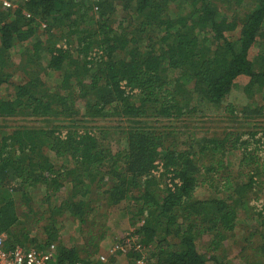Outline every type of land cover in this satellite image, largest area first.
<instances>
[{
	"label": "trees",
	"instance_id": "1",
	"mask_svg": "<svg viewBox=\"0 0 264 264\" xmlns=\"http://www.w3.org/2000/svg\"><path fill=\"white\" fill-rule=\"evenodd\" d=\"M14 1L0 7V118L38 125L0 126L5 247L55 244L60 263L90 264L105 230L80 250L58 221L69 215L83 235L95 204L104 219L125 210L155 264H234L227 242L244 228L259 257L241 246V262L264 264V135L247 131L264 117V0ZM17 65L24 80L13 83ZM235 90L245 104H230ZM221 109L214 137L156 126ZM237 120L246 131L229 128Z\"/></svg>",
	"mask_w": 264,
	"mask_h": 264
},
{
	"label": "rangeland",
	"instance_id": "2",
	"mask_svg": "<svg viewBox=\"0 0 264 264\" xmlns=\"http://www.w3.org/2000/svg\"><path fill=\"white\" fill-rule=\"evenodd\" d=\"M171 7H173V4H171ZM38 35H42L43 30L38 29L37 31ZM231 36L236 37L238 35V31H234L229 33ZM20 57V52L18 51V47L12 49L11 51V58L18 60V58ZM18 67V65H17ZM13 79L11 78V82H19L21 80H24V72L20 69V67H18L15 70V73L12 74ZM43 75V74H42ZM59 72L58 71H54V70H50L47 74V76L44 77V80L47 82V84L55 89L56 87H58L59 84ZM248 78L245 76L242 77H238L236 79V83L240 86H243L247 83ZM12 93L11 89H7L5 86L2 89V94L7 97L8 95H10ZM232 96L230 98V104H234V105H242L245 104L246 99L245 97L238 91H232ZM258 102L260 103V105L263 103L262 99H258ZM224 114V110H220L216 113L213 114H206L204 116H196V117H191V118H184L180 121L179 123V127H177L173 122L170 121H166L164 123H160V124H156V126H161L162 128H166L167 130H169L168 128H170L169 132H172L173 137L175 138H181V140L185 139L182 138V135L185 136L182 133L185 132H189V130L191 129H195L198 132V135H201L202 133H206L208 137H214L213 131H215V129L220 126L223 125L222 123H213L214 119L216 117H219ZM201 115V114H198ZM249 118L252 119L257 116V113H251L250 115H247ZM212 118V119H210ZM233 118H240L243 119L242 115H233L231 116V119ZM34 121H32V119H25V118H21V117H14V118H8V119H1L0 118V126L10 129V128H14L20 125H38L37 121L33 119ZM254 122V123H253ZM251 122V129H249L247 127V131L251 130L252 132H258V133H262L259 134V138L261 136L264 135V117H259L257 118L255 121ZM153 124V123H152ZM243 121H236L234 123H232L231 125H229V128L231 130H236L238 132L240 131H246V125L242 126ZM189 129V130H187ZM180 132L179 135H177L176 133ZM252 144H250V148L256 150L255 152H259V150L257 151V148L255 146L252 147ZM241 153V152H240ZM259 154V158L262 157V159H264V152L261 151V153ZM261 156V157H260ZM231 161V169H233L235 172L237 169H235V166L237 164L238 161H236L235 157H231L230 158ZM230 169V173L232 174ZM233 175V174H232ZM68 187V185H66ZM209 187V186H207ZM205 187H200L197 195L199 197H202L203 195L209 194V190L208 189H204ZM64 192H61L58 194V197L60 198L62 196ZM64 197V196H63ZM62 197V198H63ZM38 198V197H37ZM58 202V201H57ZM93 202V199H92ZM98 205L92 204V208H95L93 213L89 216L88 218V222L85 223V232H83L84 234L82 235V233H80V224L73 221L72 217H70L69 215H64L62 217L59 218V231L60 234L62 236V240L63 243L68 247L72 244H75L77 246L81 245L80 250H82V248H86V237H87V232L93 231L94 234H100V232L102 230H105V232L107 233L106 238L101 242L100 244V248L96 251H93V248H89L91 253H90V257L92 259H95V256L100 253L103 248L105 247H109L113 241L116 238H119L118 236L122 235L124 232H127L130 230V228H132V226L129 224V215L125 210H119V211H113V213H110L107 215V217L104 219L102 216H99L100 213H102L103 211H106L107 213V208L106 207H101L98 209L97 207ZM43 221H40L39 224H43ZM243 225V223H242ZM35 233L37 232L39 234V236L42 235L38 232V227H34ZM247 228H244L243 233L238 232L237 235L233 238L230 239L227 242V246H229V250H230V255H229V259L232 260V262L234 264H243L241 262V254H239V250L240 247H245L247 248V251L249 254H251L252 259L255 261L257 259L258 253L256 251L255 248H252V246L247 245L244 241L241 243V238L243 236V234H246ZM251 231H248V233H250ZM254 233V229L253 232L249 235H252ZM72 238V239H71ZM205 240V239H204ZM202 242V240H200V243ZM241 243V244H240ZM120 263V258L117 260Z\"/></svg>",
	"mask_w": 264,
	"mask_h": 264
},
{
	"label": "built area",
	"instance_id": "3",
	"mask_svg": "<svg viewBox=\"0 0 264 264\" xmlns=\"http://www.w3.org/2000/svg\"><path fill=\"white\" fill-rule=\"evenodd\" d=\"M0 7L3 10H13L17 8V5L14 0H0ZM24 14L29 16L26 11H24ZM135 228L137 226L118 236L119 238L113 241L105 253L99 254L98 263H105L107 258L114 257L117 259L123 256L125 260L121 264H154L149 260L147 248L139 243L137 235L134 233ZM6 239L7 235L3 232L0 233V264H63L57 260L55 244L42 249H25L19 246L9 249L5 247ZM72 264H83V262L76 261Z\"/></svg>",
	"mask_w": 264,
	"mask_h": 264
},
{
	"label": "clouds",
	"instance_id": "4",
	"mask_svg": "<svg viewBox=\"0 0 264 264\" xmlns=\"http://www.w3.org/2000/svg\"><path fill=\"white\" fill-rule=\"evenodd\" d=\"M18 7V6H17ZM16 9V8H15ZM14 10V9H13ZM30 15V14H29ZM39 29H43V27L41 26ZM141 222H143V221H141ZM139 224V223H138ZM142 224V223H141ZM134 227H136V226H134ZM131 229V228H130ZM101 244V243H100ZM143 246V245H142ZM56 248H57V246H56ZM100 248V245H99V247H98V249ZM108 247H105V248H103V250L100 252V253H98L96 256H95V259H92L90 256H89V260L91 261L90 262V264H93V263H95V264H106V263H108L109 261H112V264H121V263H123L124 262V260H125V258L123 257V256H121V257H119L120 258V263H119V261H117L119 258H114V257H111V258H107V261L105 262V263H98V260H97V258H98V256H99V254H102V253H105L106 252V249H107ZM97 249V250H98ZM132 255H134L133 253H132ZM138 255V254H137ZM148 257H149V253H148ZM149 260H151L152 262H153V259H151L150 257H149ZM76 262V261H75ZM82 262V261H81ZM154 263V262H153ZM84 264V263H83ZM155 264V263H154Z\"/></svg>",
	"mask_w": 264,
	"mask_h": 264
}]
</instances>
